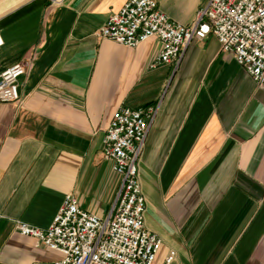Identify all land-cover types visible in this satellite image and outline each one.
<instances>
[{"label": "crops", "instance_id": "1", "mask_svg": "<svg viewBox=\"0 0 264 264\" xmlns=\"http://www.w3.org/2000/svg\"><path fill=\"white\" fill-rule=\"evenodd\" d=\"M127 1L0 0V74L27 66L20 101L0 103V264L62 258L16 225L48 229L68 195L107 217L121 180L103 139L121 107L157 110L139 164L154 264H264V87L215 36L155 69L158 40L99 38ZM155 1L191 26L210 0Z\"/></svg>", "mask_w": 264, "mask_h": 264}, {"label": "built area", "instance_id": "2", "mask_svg": "<svg viewBox=\"0 0 264 264\" xmlns=\"http://www.w3.org/2000/svg\"><path fill=\"white\" fill-rule=\"evenodd\" d=\"M97 36L128 48L158 40L162 49L153 69L179 63L188 45L215 36L222 52L232 54L264 87V0H210L191 26L170 20L155 0H128ZM26 73V65L16 64L0 74V103L20 101L19 81ZM156 113L154 107H121L113 115L103 139V158L121 181L107 217L90 213L68 195L48 229L18 222L16 230L33 239L35 248L59 252L62 258L54 264H154L163 241L145 226L147 202L139 164ZM175 258L172 251L165 264Z\"/></svg>", "mask_w": 264, "mask_h": 264}]
</instances>
